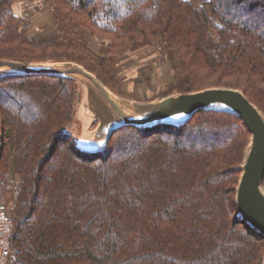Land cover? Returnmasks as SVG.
Returning <instances> with one entry per match:
<instances>
[{"label": "trees", "instance_id": "trees-1", "mask_svg": "<svg viewBox=\"0 0 264 264\" xmlns=\"http://www.w3.org/2000/svg\"><path fill=\"white\" fill-rule=\"evenodd\" d=\"M50 2L57 36L36 44L15 0H0V58L77 62L114 90L86 31L110 40L105 64L160 42L186 76L166 95L229 86L264 112V0ZM76 95L66 76L0 72V186L9 168L21 178L12 264H263L264 234L235 199L251 137L241 117L125 125L90 151L66 130Z\"/></svg>", "mask_w": 264, "mask_h": 264}, {"label": "water", "instance_id": "water-1", "mask_svg": "<svg viewBox=\"0 0 264 264\" xmlns=\"http://www.w3.org/2000/svg\"><path fill=\"white\" fill-rule=\"evenodd\" d=\"M0 72L57 74L80 83L83 97L76 117L79 121L88 119L89 125L85 129L86 132L90 130L91 136L86 140L84 134L79 135L78 141L79 146L81 144L83 149L90 151L104 146L113 132L125 125L180 124L188 122L198 111L210 108L236 113L251 133L236 188L238 216L264 234V112L241 89L212 86L187 93L176 90L143 101L117 94L98 75L73 61L25 62L0 58ZM90 123H96L93 129H90ZM92 139L93 143H90Z\"/></svg>", "mask_w": 264, "mask_h": 264}, {"label": "rangeland", "instance_id": "rangeland-1", "mask_svg": "<svg viewBox=\"0 0 264 264\" xmlns=\"http://www.w3.org/2000/svg\"><path fill=\"white\" fill-rule=\"evenodd\" d=\"M49 2L50 0H47L43 6L41 5L42 7L39 6L40 8L34 10L15 0V12L19 15L21 24L27 28L28 35L36 44L42 41L52 42L57 36L54 5L52 3L48 5ZM86 34L90 50H87L88 55L94 62L96 59L97 63L101 65L99 69H104L101 73L106 78L108 73H105V69L110 71L109 84L114 89L113 91L119 95L135 100H153L165 96L173 90L174 85L186 79V76L177 68L175 55L172 52L164 51L160 42L136 50H128L123 54L113 55L115 58L112 62L105 64L106 57L109 56L110 40L100 34L92 35L91 31L88 30ZM90 52L95 59L92 58ZM76 87L77 95L73 100L75 113L72 121L66 125V130L75 137L79 144L78 139L81 137L79 135L84 134L83 137L88 140L91 132L90 130L86 132L85 129L89 125L88 119L79 121L76 117L77 108L83 97L81 84L76 82ZM95 124L90 123V129H93ZM83 137L82 139H84ZM93 140L90 143H93ZM25 148L26 146L22 147L18 155L22 154ZM20 183L21 178L19 174L14 172L13 168L7 169L2 175L0 202L14 205L12 211L14 223L17 217L16 203ZM10 264H12L11 261Z\"/></svg>", "mask_w": 264, "mask_h": 264}, {"label": "built area", "instance_id": "built-area-1", "mask_svg": "<svg viewBox=\"0 0 264 264\" xmlns=\"http://www.w3.org/2000/svg\"><path fill=\"white\" fill-rule=\"evenodd\" d=\"M17 1L31 9L36 10L40 8L39 6H43L47 0ZM13 210L14 205L0 202V264H10L12 259L11 239L15 231V223L12 217Z\"/></svg>", "mask_w": 264, "mask_h": 264}, {"label": "crops", "instance_id": "crops-1", "mask_svg": "<svg viewBox=\"0 0 264 264\" xmlns=\"http://www.w3.org/2000/svg\"><path fill=\"white\" fill-rule=\"evenodd\" d=\"M196 5H200L204 0H192ZM51 4V2L48 3V5Z\"/></svg>", "mask_w": 264, "mask_h": 264}]
</instances>
